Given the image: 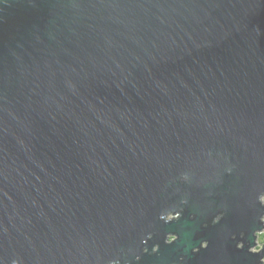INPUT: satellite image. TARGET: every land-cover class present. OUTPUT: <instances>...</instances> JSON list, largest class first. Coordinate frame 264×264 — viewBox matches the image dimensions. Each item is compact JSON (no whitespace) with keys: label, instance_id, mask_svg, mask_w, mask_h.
Returning a JSON list of instances; mask_svg holds the SVG:
<instances>
[{"label":"water","instance_id":"95a60500","mask_svg":"<svg viewBox=\"0 0 264 264\" xmlns=\"http://www.w3.org/2000/svg\"><path fill=\"white\" fill-rule=\"evenodd\" d=\"M262 231L264 0H0V264H264Z\"/></svg>","mask_w":264,"mask_h":264},{"label":"flooded vegetation","instance_id":"af4514ba","mask_svg":"<svg viewBox=\"0 0 264 264\" xmlns=\"http://www.w3.org/2000/svg\"><path fill=\"white\" fill-rule=\"evenodd\" d=\"M169 239H172V236H169ZM264 241V231L258 233V238H257V242H263ZM259 248V246L254 247L252 250H257Z\"/></svg>","mask_w":264,"mask_h":264}]
</instances>
